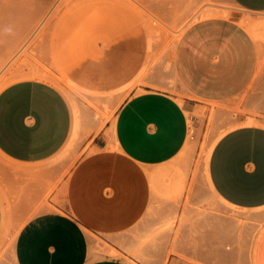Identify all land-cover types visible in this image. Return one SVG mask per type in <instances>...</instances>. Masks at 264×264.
I'll return each instance as SVG.
<instances>
[{"label":"rangeland","instance_id":"1","mask_svg":"<svg viewBox=\"0 0 264 264\" xmlns=\"http://www.w3.org/2000/svg\"><path fill=\"white\" fill-rule=\"evenodd\" d=\"M218 9H227V18L254 36L258 73L230 101H193L175 71L176 49L192 25L226 17L217 15ZM22 80L51 83L71 104L75 135L55 159L64 163L66 177L134 95L156 92L181 104H199L189 114L197 122L187 145L155 187L146 229L138 235L153 249L132 263L169 264L172 258V264H256L264 208L241 210L220 199L210 184L209 162L228 131L244 124L264 127V13L226 0H0V91ZM18 172L0 155V198L7 209L0 264H12L23 226L46 207L52 209L47 202L16 208L10 179H18ZM93 252L117 255L96 236Z\"/></svg>","mask_w":264,"mask_h":264},{"label":"crops","instance_id":"2","mask_svg":"<svg viewBox=\"0 0 264 264\" xmlns=\"http://www.w3.org/2000/svg\"><path fill=\"white\" fill-rule=\"evenodd\" d=\"M226 1L264 13V0ZM251 34L227 17L208 18L187 29L174 65L193 101L227 102L251 86L259 69V49ZM197 107L156 92L134 95L102 131V143L92 144L66 177L64 163L55 161L75 135L66 95L43 80H22L2 89L0 155L19 169L18 179L11 175L10 199L16 208L34 209L41 202L52 207L23 226L12 264H133L151 251L138 235L146 229L155 187L187 145L189 114ZM178 178L184 179L182 174ZM209 180L227 204L263 209L264 127L244 124L224 134L210 155ZM4 210L0 198V235ZM93 236L117 255L93 252ZM255 261L264 264V233Z\"/></svg>","mask_w":264,"mask_h":264},{"label":"bare ground","instance_id":"3","mask_svg":"<svg viewBox=\"0 0 264 264\" xmlns=\"http://www.w3.org/2000/svg\"><path fill=\"white\" fill-rule=\"evenodd\" d=\"M211 11H212V9H210ZM216 11H217V9H215ZM219 11H220V9H218ZM227 10V9H226ZM226 10H224L223 12L222 11H220L219 13H217V15H222V16H226V17H228L229 15H230V13L228 12V11H226ZM218 12V11H217ZM208 13H210L209 12V10H208ZM213 13V12H212ZM214 14V13H213ZM211 15V14H210ZM216 15V14H215ZM247 20H245L244 22H246ZM249 21V20H248ZM243 22V23H244ZM190 124V123H189ZM189 132H191L190 130H189Z\"/></svg>","mask_w":264,"mask_h":264},{"label":"built area","instance_id":"4","mask_svg":"<svg viewBox=\"0 0 264 264\" xmlns=\"http://www.w3.org/2000/svg\"><path fill=\"white\" fill-rule=\"evenodd\" d=\"M197 122L196 119H194V117L190 118V124H189V130L192 132L193 131V126L195 125V123ZM190 132V133H191Z\"/></svg>","mask_w":264,"mask_h":264}]
</instances>
